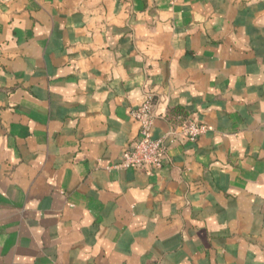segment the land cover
Wrapping results in <instances>:
<instances>
[{"label": "crops", "instance_id": "1", "mask_svg": "<svg viewBox=\"0 0 264 264\" xmlns=\"http://www.w3.org/2000/svg\"><path fill=\"white\" fill-rule=\"evenodd\" d=\"M0 264H264V0H0Z\"/></svg>", "mask_w": 264, "mask_h": 264}, {"label": "built area", "instance_id": "2", "mask_svg": "<svg viewBox=\"0 0 264 264\" xmlns=\"http://www.w3.org/2000/svg\"><path fill=\"white\" fill-rule=\"evenodd\" d=\"M132 116L140 125L138 139L123 154L121 161L115 167L145 169L147 171L161 168L164 164L166 143L165 137L156 138L153 135V128L158 116L153 99L148 97L132 111ZM205 130L204 125H197L189 121L183 124L181 132L194 141Z\"/></svg>", "mask_w": 264, "mask_h": 264}]
</instances>
